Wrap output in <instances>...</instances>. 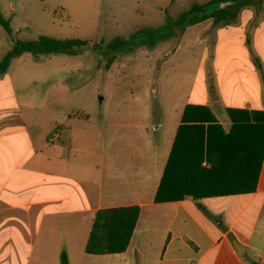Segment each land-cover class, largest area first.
<instances>
[{
	"label": "crops",
	"instance_id": "obj_1",
	"mask_svg": "<svg viewBox=\"0 0 264 264\" xmlns=\"http://www.w3.org/2000/svg\"><path fill=\"white\" fill-rule=\"evenodd\" d=\"M174 32L195 70L139 65L122 88L137 106L99 119L79 88L0 77V264H61L63 252L68 264H264V0ZM187 191L212 195L156 199ZM130 205L141 210L127 250L86 253L97 211Z\"/></svg>",
	"mask_w": 264,
	"mask_h": 264
},
{
	"label": "rangeland",
	"instance_id": "obj_2",
	"mask_svg": "<svg viewBox=\"0 0 264 264\" xmlns=\"http://www.w3.org/2000/svg\"><path fill=\"white\" fill-rule=\"evenodd\" d=\"M168 3V0H0L2 15L10 20L13 29L10 35L0 25V59L16 40H36L40 35L87 40L90 45L75 56L54 54L37 60L25 53L12 61L7 74L16 86L29 85L48 91L64 85L79 88L80 105L86 104V111L99 119L102 117L96 111L105 112L115 104L133 102L137 106V93L128 95L122 88L134 85L132 76L139 65L157 64L160 59V64H165L162 72L195 70L193 62L175 57L189 50L173 38L175 30L167 27L171 16L180 15L187 8L178 3L163 11ZM220 4L212 5L208 12L218 10ZM142 29L155 31L154 44L147 43L148 34H139L138 39L143 38L145 44L117 54L108 67L111 56L104 53L105 45L117 37L131 40ZM167 32L171 33L163 37ZM192 50L200 52L197 42ZM132 96L135 99L129 98ZM150 96H154L152 91ZM250 257L247 251L242 258L248 261Z\"/></svg>",
	"mask_w": 264,
	"mask_h": 264
},
{
	"label": "trees",
	"instance_id": "obj_3",
	"mask_svg": "<svg viewBox=\"0 0 264 264\" xmlns=\"http://www.w3.org/2000/svg\"><path fill=\"white\" fill-rule=\"evenodd\" d=\"M257 0H212L204 4H193L191 7L182 12L176 18H170L168 29H178L188 25L198 24L207 19H211L214 26L226 25L234 21L240 12V9ZM259 1V0H258ZM233 3L226 8H221L213 12H208V9L214 4ZM0 25L5 31L12 35L13 29L9 19H5L0 9ZM154 30L142 29L131 36V40L122 37H117L105 45L104 53L110 55L108 67L114 60L115 56L125 51H131L136 45H143V38L138 39L139 34H148L150 41L147 43L153 45L156 41ZM171 33V32H170ZM170 33L164 34L167 38ZM137 38L138 40L134 41ZM90 43L87 40L74 38H57L50 35H40L36 40H16L13 47L5 53L0 59V76L5 75L16 58L21 57L25 53H30L35 59L39 60L42 56L54 54H66L75 56L82 53ZM231 109H228L229 114H232ZM169 169H166L165 178L168 176ZM163 185V182H162ZM233 190H225L223 195L231 193ZM249 191V190H243ZM161 192V189H160ZM190 196L195 200L212 195L208 192L196 193L194 191L184 192L180 196H157V201L182 199L184 196ZM140 207L138 205L121 206L103 208L97 211L92 228L86 244V253L88 254H114L121 253L127 250L130 245L132 236L136 229L139 217ZM204 212H207L202 208ZM61 264H68L67 254H61ZM253 264H259L253 262Z\"/></svg>",
	"mask_w": 264,
	"mask_h": 264
},
{
	"label": "water",
	"instance_id": "obj_4",
	"mask_svg": "<svg viewBox=\"0 0 264 264\" xmlns=\"http://www.w3.org/2000/svg\"><path fill=\"white\" fill-rule=\"evenodd\" d=\"M233 245L236 249V251L238 252L239 255H241L244 251V247H242L237 241L236 239H233Z\"/></svg>",
	"mask_w": 264,
	"mask_h": 264
}]
</instances>
